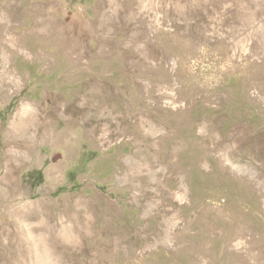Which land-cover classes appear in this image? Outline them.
I'll use <instances>...</instances> for the list:
<instances>
[{
    "label": "rangeland",
    "instance_id": "1",
    "mask_svg": "<svg viewBox=\"0 0 264 264\" xmlns=\"http://www.w3.org/2000/svg\"><path fill=\"white\" fill-rule=\"evenodd\" d=\"M32 260L264 264V0H0V264Z\"/></svg>",
    "mask_w": 264,
    "mask_h": 264
},
{
    "label": "bare ground",
    "instance_id": "2",
    "mask_svg": "<svg viewBox=\"0 0 264 264\" xmlns=\"http://www.w3.org/2000/svg\"><path fill=\"white\" fill-rule=\"evenodd\" d=\"M28 133L27 134H29L30 132L29 131H27ZM36 132V131H35ZM24 135V134H23ZM21 136V135H20ZM25 137V136H24ZM31 138V137H30ZM32 140V139H31ZM17 153V152H16ZM30 214V213H29ZM31 215V214H30ZM39 215V214H38ZM28 216V215H27ZM42 222V221H41ZM46 223V222H45ZM39 228V227H38ZM34 229V228H33ZM41 229V228H40ZM32 231V230H31ZM35 231V229L32 231V232H34ZM41 231V230H40ZM37 232V231H36ZM30 233V232H29ZM32 235V234H31ZM31 235H29V236H31ZM36 235H37V233H36ZM32 237V236H31ZM40 237V236H39ZM36 238H38V236L36 237ZM31 239V238H30ZM34 239V238H33ZM30 245V244H29ZM32 246L30 245V248H31ZM34 247V246H33ZM32 247V248H33ZM32 251V250H31ZM35 252V251H34ZM37 253V252H36ZM46 254V253H45ZM51 255V254H50ZM34 256V255H33ZM47 256V255H46ZM40 257L41 258H45L44 257V255H42V254H40ZM51 258V257H50ZM48 260V259H47ZM49 261V260H48ZM32 262H33V260H32ZM28 263V262H27ZM31 264V263H30ZM33 264H34V262H33Z\"/></svg>",
    "mask_w": 264,
    "mask_h": 264
}]
</instances>
